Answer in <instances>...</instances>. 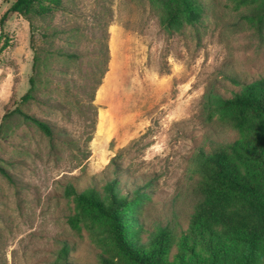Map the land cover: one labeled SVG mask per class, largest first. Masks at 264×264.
<instances>
[{
  "label": "rangeland",
  "instance_id": "1",
  "mask_svg": "<svg viewBox=\"0 0 264 264\" xmlns=\"http://www.w3.org/2000/svg\"><path fill=\"white\" fill-rule=\"evenodd\" d=\"M197 1L199 22L171 30L158 0H63L64 11L27 18L0 0V124L17 107L60 132L51 147L22 120L0 131V167L14 181L0 174V264H54L64 244L69 264H98L102 226L71 230L74 205L63 187L102 185L113 161L122 185L152 184L149 200L135 207L143 239L158 224L186 229L197 152L234 137L205 96L229 98L239 89L232 78L264 77V22L249 21L248 7L235 0ZM104 31L107 72L94 115L88 82L102 65ZM29 78L43 103L20 102Z\"/></svg>",
  "mask_w": 264,
  "mask_h": 264
},
{
  "label": "trees",
  "instance_id": "2",
  "mask_svg": "<svg viewBox=\"0 0 264 264\" xmlns=\"http://www.w3.org/2000/svg\"><path fill=\"white\" fill-rule=\"evenodd\" d=\"M11 1L8 12L26 18L65 10L63 0ZM158 1L164 10V26L171 30L192 26L204 16V8L197 0ZM235 1L248 7L249 21L264 22V1ZM106 40L104 31L102 65L93 70L88 82V108L94 109V115V96L107 72ZM61 55L77 57L71 52ZM230 81L239 87L231 97L212 92L205 98L209 107L215 106L217 122L230 129L234 137L214 144L208 151L197 152L193 161L197 182L186 229L176 232L168 224H158L143 239L146 230L135 207L149 200L147 189L152 184L149 181L142 187L122 185L123 169L114 161L112 176L102 185L82 190L69 183L64 185L63 195L74 205L73 215L67 218L70 229L79 231L89 223L102 226L106 249L98 255V264H264V77ZM32 92L33 79L29 78V89L20 102L43 103ZM47 105L61 109L58 103ZM20 120L41 131L51 147L60 138L55 126L17 107L3 116L0 131L5 123ZM0 174L14 183L1 167ZM67 254L64 244L54 264H69Z\"/></svg>",
  "mask_w": 264,
  "mask_h": 264
}]
</instances>
